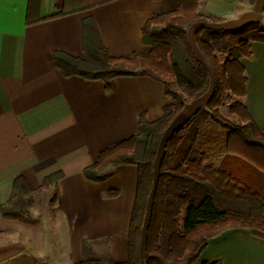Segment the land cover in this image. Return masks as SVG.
Masks as SVG:
<instances>
[{"label":"crops","instance_id":"crops-1","mask_svg":"<svg viewBox=\"0 0 264 264\" xmlns=\"http://www.w3.org/2000/svg\"><path fill=\"white\" fill-rule=\"evenodd\" d=\"M177 5L113 0L69 13L68 0H0V264H77L84 240L103 242L116 263L127 260L137 167L110 168L101 182L87 180L83 170L100 151L136 135L140 114L155 122L173 101L147 76L115 77L109 91L99 80L64 77L53 54L84 56L85 18L111 56L147 53L141 33L146 21ZM199 8L222 19L215 28L258 22L264 30V0H201ZM250 50L241 59L242 102L264 130V42L250 41ZM57 172L62 177L55 187L43 188ZM17 178L29 192L23 200L31 198L19 207L10 202ZM5 206L21 213L5 215ZM215 262L264 264V240L245 228L224 230L208 240L195 264Z\"/></svg>","mask_w":264,"mask_h":264},{"label":"trees","instance_id":"trees-1","mask_svg":"<svg viewBox=\"0 0 264 264\" xmlns=\"http://www.w3.org/2000/svg\"><path fill=\"white\" fill-rule=\"evenodd\" d=\"M68 1L73 6L70 13L113 0ZM200 1L178 0L176 10L149 18L141 32L147 53L111 56L92 19L85 18L84 56L53 54L54 65L64 77L99 80L109 91L115 77L147 76L160 82L173 101L155 122H147L140 114L136 135L100 151L95 162L83 170L92 182L103 181L111 175L107 170L120 165H135L138 173L127 260L116 263L109 253L93 257L91 241L84 240L83 258L77 264H142V259L143 264H195L210 238L232 228H245L264 240V130L256 126L242 102L246 78L241 64L242 58L251 56L250 41L264 42V30L258 22L234 30L215 28L212 24L222 19L201 11ZM192 27L195 46L208 69L189 43L187 34ZM216 53L225 54V59L220 61ZM210 80L212 90L205 107L197 109L166 139L155 174L154 162L165 132L185 104L207 90ZM180 89L188 93L186 98ZM227 93L237 99L230 112L238 116V124L217 112ZM207 120L226 131L224 155L217 167L205 166L206 155L194 150L201 125ZM61 177L59 172L47 176L42 187L54 188ZM28 193L17 178L10 202L18 207L28 203L30 197L23 200ZM115 194L108 192L109 196ZM50 200H55V192ZM2 211L11 216L21 213L8 206Z\"/></svg>","mask_w":264,"mask_h":264},{"label":"rangeland","instance_id":"rangeland-1","mask_svg":"<svg viewBox=\"0 0 264 264\" xmlns=\"http://www.w3.org/2000/svg\"><path fill=\"white\" fill-rule=\"evenodd\" d=\"M194 27L190 28L188 30V40L189 43L193 49L195 57L208 69V67L205 65L200 53L198 52L195 43H194V37H193V31ZM216 56L219 58L220 61H223L226 57L225 54L222 53H216ZM172 87L174 89H178L175 82H172ZM212 90V80H210L209 86L207 90L200 95L199 97L187 102L184 106V108L181 110V112L178 114V116L175 118V120L171 123L167 131L165 132L162 141L160 143L157 157L154 162V172L157 173L158 165L161 159L163 145L166 139L171 135V133L178 128L181 124H183L186 120H188L194 112L199 108H204L206 105V102L208 98L211 95ZM183 96L186 98L188 96V93L184 90H181ZM235 98H233L230 93H227V96L225 97L224 104L220 106L217 109V112L222 116L225 120L233 123L238 124L240 123V120L237 115H234L230 112V106H232L235 102ZM200 133L197 138L194 150H196L198 153H204L206 155L207 160L205 161V166H214L217 167L220 164V161L224 155V141L226 138V131H224L222 128H220L218 125L213 123L211 120H207L204 124L201 125ZM109 169V168H108ZM108 171V170H107ZM109 177V176H108ZM107 177V178H108ZM105 178V179H107ZM104 179V180H105ZM45 195H40L39 198L43 200ZM51 198L50 196L48 197ZM39 199V201H40ZM37 200V199H36ZM34 200V201H36ZM51 202V200H50ZM91 250H92V256L93 257H103L105 256L108 251L103 244V242L93 243L91 242ZM143 258V256L141 255ZM83 258V254H82ZM143 264V259L141 260Z\"/></svg>","mask_w":264,"mask_h":264}]
</instances>
